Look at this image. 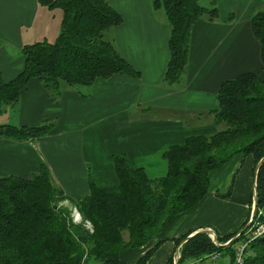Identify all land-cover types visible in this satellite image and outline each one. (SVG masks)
<instances>
[{
  "label": "trees",
  "instance_id": "trees-1",
  "mask_svg": "<svg viewBox=\"0 0 264 264\" xmlns=\"http://www.w3.org/2000/svg\"><path fill=\"white\" fill-rule=\"evenodd\" d=\"M38 1L61 11L59 32L52 41L22 45L23 68L9 80L0 79V111L15 106L34 78L57 90L90 86L97 79L117 74L139 76L105 36L122 22L109 0ZM151 3L169 25L164 80L173 84L185 71L194 23L201 18L217 19L218 7L204 6L199 0ZM249 26L259 41L263 72H244L220 84L216 107L210 111L215 130L191 134L183 143L169 146L162 154L167 163L164 174L151 177L144 167L131 166L125 155H115L117 183L103 187L89 180L88 193L80 198H72L56 186L45 163L29 177L1 176L0 264H149L152 254L168 239L162 237L165 228L205 197L213 170L241 156V165L246 157L251 158L254 171L264 156V10L252 14ZM51 128L48 121L36 125L2 123L0 136L34 140ZM256 186L260 208L264 206V162L258 169ZM65 201L80 214V221L74 220ZM247 221L230 233L216 232L219 243L228 241ZM191 232L172 238L175 248ZM244 232L220 246L208 234L197 233L180 246L178 264L205 261L216 252L233 261ZM143 247L147 249L134 262L123 258L127 250ZM173 255L174 251L163 264H173ZM242 264H264V236L247 243Z\"/></svg>",
  "mask_w": 264,
  "mask_h": 264
},
{
  "label": "crops",
  "instance_id": "crops-1",
  "mask_svg": "<svg viewBox=\"0 0 264 264\" xmlns=\"http://www.w3.org/2000/svg\"><path fill=\"white\" fill-rule=\"evenodd\" d=\"M262 1L229 0L228 16L220 15L218 6L220 19L197 20L190 32L182 78L168 84L164 73L170 29L164 14L153 8L151 0H109L121 14L122 22L105 36L139 71V76L117 74L97 79L90 86H62L57 90L45 87L39 79H31L18 103L0 111V122L36 125L48 121L52 128L34 140L0 136V177H29L45 163L51 178L56 175L57 186L69 196L80 198L88 193L89 180L103 187L117 183L115 155H125L131 166L144 167L149 176V171L160 168L166 172L162 154L169 146L183 143L191 134L215 130L210 111L216 107L220 84L244 72H263L259 41L249 26L255 6ZM60 20L58 8H48L38 0H0V79L9 80L23 68V44L54 40ZM251 167L250 157L241 165V156H235L222 168L213 170L205 197L165 228L162 237L168 239L152 254L149 264H163L176 250L172 238L211 227L198 220L204 211L211 215L209 204L234 198L247 213ZM220 183L223 192L217 190ZM73 215L81 219L77 211ZM230 232L225 229L220 234ZM127 237L126 232L124 238ZM146 249L127 250L123 258L134 262Z\"/></svg>",
  "mask_w": 264,
  "mask_h": 264
},
{
  "label": "rangeland",
  "instance_id": "rangeland-1",
  "mask_svg": "<svg viewBox=\"0 0 264 264\" xmlns=\"http://www.w3.org/2000/svg\"><path fill=\"white\" fill-rule=\"evenodd\" d=\"M199 2L202 5L207 6V7H218L219 6V8L221 9L220 15H225L227 13L229 0H199ZM259 10H264V0L262 1L261 4H259L258 6H255V8H254V12H257ZM226 16H228V13ZM218 19H220V16ZM232 19H233V17L230 18V20H232ZM105 35H107V32L105 33ZM49 36H52V35H49ZM49 40H53V38L49 39ZM1 120L2 119H0V121ZM3 122H7V121H3ZM0 123H2V122H0ZM8 123H10V122H8ZM164 172H165V169L162 171L161 168H160V171H154V172L149 171V173L151 174L150 176H152V175L159 176V175L164 174ZM52 182L57 186L56 175L52 176ZM253 183H254V171L251 167V172H250V177H249V188H250L251 195H250L249 201L247 203V213H246L244 207L241 205V203L238 202V200H234V198L230 199V201L228 199L225 201H222V202H221V200H219L216 203H222V204L216 205L214 203H211L208 206V212L212 216L207 214L204 211L201 214L202 217H198L199 222H206V224L209 223L211 228L215 232L221 233V231L225 230V229H228L230 231L237 229L246 219H248V221H249L251 211H252V205H253V202H252ZM222 185H223L222 183L217 185L218 186V189H217L218 192H223L222 190H224V189H223ZM64 204L69 206L72 209L73 214H74L75 209L72 207V205L67 201H65ZM258 210L259 209L257 208V211ZM192 215H194V214H192ZM184 217H187V216H184ZM73 218H74V215H73ZM74 220L80 221L81 219H80V217H78V218H74ZM188 224H190V223L188 222ZM248 230H249V226L244 230L245 232L243 231L245 234H244L243 240L240 242H245L247 240L246 238L249 235ZM125 233L126 232H124V234ZM221 259H225V257L221 255Z\"/></svg>",
  "mask_w": 264,
  "mask_h": 264
},
{
  "label": "built area",
  "instance_id": "built-area-1",
  "mask_svg": "<svg viewBox=\"0 0 264 264\" xmlns=\"http://www.w3.org/2000/svg\"><path fill=\"white\" fill-rule=\"evenodd\" d=\"M254 218L250 222L247 240L240 242L236 246V252L233 261L221 259V254L216 252L209 255L205 260V264H242L243 263V252L247 243L256 237L264 236V206L258 208Z\"/></svg>",
  "mask_w": 264,
  "mask_h": 264
},
{
  "label": "water",
  "instance_id": "water-1",
  "mask_svg": "<svg viewBox=\"0 0 264 264\" xmlns=\"http://www.w3.org/2000/svg\"><path fill=\"white\" fill-rule=\"evenodd\" d=\"M264 162V156H262L259 161L257 162L255 168H254V183H253V192H252V211H251V215H250V220L241 228L239 229V231L232 236L226 243H219L218 238H217V234L216 232L211 228V227H203V228H199L196 229L194 231H192L190 234H188L184 239H182L180 241V243L178 244V246L176 247V250L174 251V255H173V264H178V260H179V248L180 246L186 242L189 238H191L193 235L197 234V233H206L208 234L213 242L216 245H228L229 243H231L233 240H235L239 234H241L249 225L250 222L252 221V219L254 218L257 208H258V194H257V186H256V178H257V172L258 169L260 167V165Z\"/></svg>",
  "mask_w": 264,
  "mask_h": 264
}]
</instances>
